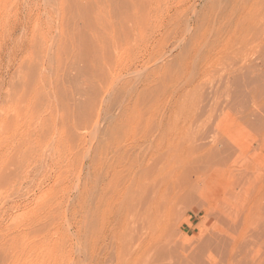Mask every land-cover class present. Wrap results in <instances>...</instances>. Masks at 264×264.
Returning a JSON list of instances; mask_svg holds the SVG:
<instances>
[{"label":"rangeland","instance_id":"rangeland-1","mask_svg":"<svg viewBox=\"0 0 264 264\" xmlns=\"http://www.w3.org/2000/svg\"><path fill=\"white\" fill-rule=\"evenodd\" d=\"M68 1L0 0V264H158L143 263L147 256L139 251L134 254L123 255L121 261L113 258L114 252L110 246L111 238H108L103 232L106 222H103L100 215L97 217L90 213L91 210L98 212L95 209L99 205L103 193L104 169L107 160L109 158V161L115 159L117 154L122 157L118 161L119 176L117 178L124 179L127 176L126 179H128V177L134 175L136 173L135 169L133 173H126L127 163L121 154L123 152L121 147L127 142L143 137L142 127L145 128V126H140L139 121L141 120L137 119L138 125L135 118L142 116L139 115L142 113L143 107L146 106L143 113L145 112L147 117L142 113L144 115L142 116L144 118L142 119L143 123L145 124V120H157L159 111L169 103L168 98H173V95L174 98H177L178 93H181L179 99L184 94V99H181L184 105L181 107L186 106L184 108L188 109L187 113L181 110L179 112L180 117H177L179 119L176 121L177 125L183 129L178 137L181 149H162L155 151L154 154L161 153L160 155L167 158L174 155L175 158L182 153L191 159H195L200 155L203 151L201 146L209 142L206 134L210 131L212 123L218 120L223 122L226 118L225 104L229 94L236 88L234 86H242L240 84H242L243 76L242 74L238 76V72H235L234 69L237 64L234 65L233 63L232 66V58H234V62L242 59L250 63L251 70L253 68H264V60L261 58L264 54V30H262L263 33L260 31L264 27L261 26L263 23L258 22L259 20H261L260 22L264 21V2L246 0L242 3L243 0H237V5L233 7L235 4H232L233 0H133L131 3L127 1L126 4L117 2V6L108 8V4L103 0H80V2L79 0L77 2L76 0H70L72 3L74 2V6L71 7L72 4H69L68 9H66V5L70 3ZM81 1L87 2L82 3ZM75 3H79L80 6L76 4L77 8ZM250 4L253 6H250ZM258 6L260 7V14L258 13ZM254 7H257V9ZM74 10H78L77 14ZM84 12L88 14L85 15ZM237 13H241L242 17L246 19L251 18V16L257 17L259 23L254 28L258 40L253 43L256 45L252 43L253 45L248 46L239 58H235L232 53L229 54L230 51L227 50L229 48L226 47L224 40L215 38L216 33L222 31L227 24L224 22L226 18L223 16L227 14L232 16ZM171 14H173V19L169 28L170 31L167 30L169 31L167 35L166 30L165 32L163 30L165 28H161L159 24ZM261 14H263V18ZM81 15L84 17L83 20L78 18ZM87 15L95 19L94 22L98 25L102 20L100 28L107 45L110 44L108 45L110 47H107L102 38L98 47L102 46L103 48H101L104 51L100 50V47L99 50H96L98 48L97 43L93 40V43L87 40L89 39L87 38L89 30L85 26V21L89 18ZM189 16H192L193 19L199 17V24L195 30L189 28L186 24V18ZM133 17H135L133 20L135 22L137 20L138 24L132 23ZM111 21H115L113 22L114 25H111ZM70 22H73L72 26ZM74 22L79 24H74ZM119 22L125 26L124 29L130 35L127 45H124L117 37V24L115 23ZM220 27L222 28L220 29ZM110 29L114 30L110 31ZM139 30L140 33H138ZM67 31L72 32L67 34ZM147 31H150V34ZM73 32L74 34L78 32L77 37L75 34V38H72L73 40L81 38V41L77 39V42L75 40L76 46L78 43H80L78 44L80 46L84 42L80 47H85L86 40L89 45L91 43V47L86 46L89 52L86 48L85 50L83 48L84 51L77 50L78 46L76 47L74 42L71 39L69 40L71 37L67 38L68 35L74 37ZM82 32L85 34L84 38L81 37ZM162 32H164L163 35H166L165 37H163ZM258 33L259 37L257 36ZM159 37H162L163 40ZM212 38L220 40H217L214 43L215 45H211L209 41ZM239 41L234 40L232 42L234 49L239 47ZM67 42L69 43L67 44ZM154 43L155 46L151 47ZM117 44L120 46L117 47ZM209 45L210 47H208ZM173 46L175 47L173 48ZM199 46L202 48H199ZM150 50L151 53H149ZM93 51L95 53H92V55L96 57L91 58V61L89 58L92 55H88V53L91 54L90 52ZM106 51H109V54ZM78 52H83L84 55ZM75 53L81 57L84 56L85 59L87 58L85 56H88L89 58L86 60L91 62L97 58L100 59V57L101 59L105 58L104 62L101 59L96 60V62L102 63L104 68L103 70L99 69L100 75L106 76L104 78L96 76V71L99 72L98 68L96 67L97 70L95 71L92 67L93 63L90 61L88 62L90 63L89 66L91 65L93 69L88 68L89 66H86L87 61L84 62L85 59L82 58L81 60ZM105 55L106 57L109 55L108 58L114 61H110ZM82 62H84V65H82ZM104 63L112 66L105 67ZM142 63L144 64L142 65ZM160 63L161 65L166 63V67L169 66L171 70L168 67V72L163 74L162 72L166 67L163 69V67H160ZM144 65L149 66V68ZM224 66L227 68L224 69ZM221 67L224 71L221 70ZM148 70H150L149 74ZM169 72L172 75L169 76ZM223 72L225 74L229 72L227 77ZM234 72V76H238L239 85L236 84V80H234L235 82L233 80L227 81L228 76L232 79L235 78L233 77ZM93 73L95 74L93 75ZM161 74H163V77L161 76L160 79H163L158 80ZM166 74H168L167 77ZM121 75H125L123 76L125 79L122 78L120 81H116L122 77ZM146 76H150V79L157 78L155 82L166 83V86L162 84L165 87H161V92L158 89V92H156L155 89L156 93L153 94L159 93L157 98L152 93L150 94L151 97L149 95L151 99H148V103H153L150 104L151 107L148 105L147 99L148 106L146 105L144 98L143 104L145 105L139 109L138 106H140V103L142 105L143 101H138L137 95L134 96L133 94H136L135 86H139L142 79L147 78ZM168 77H171L170 80ZM97 78L99 79L97 80ZM166 78L168 80H165ZM214 78H218V81ZM90 80L92 82H89ZM126 80L130 84H126L127 82H124ZM58 81L60 82L58 83ZM223 81H225L227 87ZM114 82L118 83L114 85ZM120 82L123 86L125 83L128 88L123 87L122 89ZM219 82L222 85H219ZM96 83H98L97 86ZM112 83L114 89L111 88ZM196 84L201 85L199 87ZM214 84L216 85L214 86ZM217 87L219 88L217 89ZM124 88L129 89L128 93L126 90L125 96ZM131 88L134 89L135 93L132 92L133 89ZM117 89L120 95L115 91ZM112 90H114L115 95L117 93L116 98L114 93L110 92ZM191 90L195 93H192ZM188 91L190 92L188 93ZM160 94L161 96H159ZM185 94L189 99L186 97L185 100ZM146 96L148 98V95ZM158 96L160 99H158ZM152 97L156 100L154 99V101ZM113 98H118L120 101H114ZM132 100L134 102L136 100V104ZM113 102L116 104H113ZM119 102L121 106L118 109L119 105L117 104H120ZM124 106L127 108H124ZM116 109L120 110L118 111L120 114ZM133 109L136 111V116H133L135 118H132V121L134 120L132 122L131 115H135L132 113ZM129 110L132 111L129 113ZM155 110L158 111L156 117L154 116ZM66 111L69 113H66ZM111 111L112 113H110ZM149 113L150 115H147ZM113 114L119 115L118 117L122 120ZM151 115L153 116L151 117ZM126 119H128V129ZM122 121L125 122L123 127H121L123 124L118 123H122ZM129 123L131 124L130 128ZM143 123L141 121V124ZM117 124L121 125L120 128ZM135 124L139 127H136ZM132 127H136L138 131ZM118 129L121 130V133ZM126 129L132 133L125 132ZM122 132L123 134L125 132L127 136L129 135L130 140L126 139L127 136L125 135L121 136ZM134 132H139V135L138 133L133 135ZM115 135L117 136L115 137ZM118 136L125 138L123 140ZM110 137H113L114 140L112 138L110 140ZM117 137L121 139L122 145H120L121 142H117L120 141ZM90 160L95 164L93 167L90 166ZM104 162L106 163L104 164ZM173 163L176 166L177 163L173 160L166 168V171L171 172V174L177 172V166L175 167ZM174 175L179 177L178 173ZM111 177L108 176V179ZM120 179L116 181L120 182ZM143 189L141 187L142 191ZM90 195H93L95 199H92ZM181 204L177 205L174 214L168 221V230L174 234H171V238L174 236L171 240L177 244H174L176 247L169 248L171 250L175 249L171 255L177 253L179 244L177 241H180L179 238H181L183 232V222L188 221L187 228L191 231L200 223L198 215L195 214L193 209L195 208L194 199L187 201L182 206ZM170 229L173 231L171 232ZM127 244H130V242ZM107 245L109 248H107ZM105 250H107V254H105ZM165 252L163 253L165 254ZM163 253V256H160L162 259L164 258ZM154 254L155 252L152 253L153 256H155ZM168 255H165L166 260H163V263H174L172 259L171 262L168 261L170 257L178 262L177 257L175 258L174 255L167 257Z\"/></svg>","mask_w":264,"mask_h":264},{"label":"bare ground","instance_id":"bare-ground-1","mask_svg":"<svg viewBox=\"0 0 264 264\" xmlns=\"http://www.w3.org/2000/svg\"><path fill=\"white\" fill-rule=\"evenodd\" d=\"M82 1H85V0H82ZM127 1H130L129 3H131V1L133 2V0H103V2L108 4V8H111L112 6H117L118 5L117 2H122V3L126 4ZM245 1L246 0H243L242 3H244ZM250 1H253V0H250ZM76 2H77V0H76ZM79 2H80V0H79ZM86 2H82V3H86ZM236 2H237V0L232 1V4L235 3L233 7H235L237 5ZM254 2H255V0H254ZM259 2L262 3V2H264V0H259ZM73 3L70 1V3H68V5H66L67 6L66 9H68L69 4H72V5H70L71 7L74 6ZM256 3H258V2H256ZM76 4L77 3H75V6H76ZM251 4H250V6H253ZM79 6H80V4H79ZM82 6H83V4H82ZM71 7H70V10L72 9ZM254 8L257 9V7H254ZM254 8H253V11H254ZM262 9H263V6H262ZM78 10H76V11L74 10L76 12V14H77ZM259 12H260V7H259L258 13ZM84 13H85V15L88 14L87 12H84ZM80 14H81V12H80ZM262 15L263 14H261V17H262ZM217 16L219 17V15H217ZM87 17H89V16L87 15ZM191 17L189 16L188 18H186V24L189 28L195 30L198 27L197 25L199 24L198 23L199 17H196L194 19ZM223 17L226 18V20L224 22L227 24H226V26L224 24H222L225 27L223 28L222 31H220L219 33H216L217 36L215 38H220L221 40H224L226 47L229 48V49H227L230 51L229 54L232 53L233 56H235V58H239L241 56V54H243L246 51L248 46H251V44L253 42L258 40L256 37V32H255L254 28H255V25L259 24V23H263L262 25L260 24L263 28L264 27V21L262 20V22H260L261 20H259L258 21L259 23H258L257 17H252V16H251V18L246 19V18L242 17L241 13H237V14H234L232 16L227 14ZM70 18H71V16H70ZM78 18H80V20H83L84 17H83V15H81V17H78ZM134 18L135 17L132 18V23L138 24L137 20H136V22L133 20ZM172 19H173V14L167 16L159 24V26L161 28H165L163 30H164V32L166 30L167 35L170 31L169 28H170ZM218 19H220V18H218ZM94 20L95 19H93L91 16L88 19H86L85 26L89 30V34H88V36L87 35L86 36H87V38H89V39H87L88 42H92V40H93L97 43V45H96L94 42V44L98 47V45L101 44L102 38L104 39L103 33L101 31V28H100V26L102 25V23H101L102 20H101V22H99V20H98L100 25H98V23H95ZM73 21H75V19ZM80 22H82V21H80ZM113 22H115V21H111V23H112L111 25H114ZM77 23L78 22H76V23L74 22V24H77ZM72 24H73V22L71 23V26H72ZM82 24H83V22H82ZM115 24H117L116 34H117L118 39L121 40L124 45H127L129 42V39H130V35H128L127 30L124 29L125 26L121 22L115 23ZM103 25H104V23H103ZM88 26H89V28H88ZM109 28H111V27L109 26ZM138 28H139V26H138ZM221 28L222 27H220V29ZM256 29H258V28L256 27ZM105 30H107V29H105ZM105 30H103V31H105ZM111 30H114V29H110V31ZM167 30H169V31H167ZM262 30H264V29H261L260 31L262 32ZM260 31H259V33H261ZM68 32L69 31H67V34H69L72 31H70L69 33ZM105 32H107V31H105ZM147 32H149V34H150V31H147ZM164 32H162V35ZM87 33H88V31H87ZM138 33H140V30ZM259 33L257 35L258 37H259ZM73 34H74V32H73ZM75 34L77 37L78 32ZM75 34H74V37L68 35L67 38L71 37V38H69V40L71 39V41H73L75 46H76L75 40H77L78 38L73 40L75 38ZM81 34H82L81 37L85 36V34H83V32ZM261 35H263V34H261ZM150 36H148V37H150ZM165 36L166 35H163V37H165ZM78 37H80V36L78 35ZM191 37H193V36H191ZM221 37H223V38H221ZM159 38H161L163 40L162 37H159ZM159 38H158V40H159ZM215 38H212L209 41V43H211V45L214 44L217 40L218 41L220 40V39H215ZM80 39H78V40L81 41ZM260 39H261V37H260ZM78 40H77V42H78ZM87 40H86L87 45L85 44V47H83L84 50H85V48L88 49L86 47L89 45L87 43ZM234 40H240L238 42L239 47H235V49L232 46V42ZM83 41H84V39L82 40V42ZM104 42H105L107 47H110V46H108V45H110L109 43L107 45L106 39H104L103 43ZM146 42H148V41H146ZM68 43L69 42H67V44ZM78 44H80V43H78ZM78 44H77V46L79 49L77 48V50L81 49L82 51H84L83 48L80 47V46H82V44H84V42L80 46ZM253 44L256 45L255 43H253ZM90 45H91V43H90ZM90 45H89V47H91ZM61 46H62V44H61ZM106 46H104V47H106ZM118 46H120V45L117 44V47ZM146 46H148V45H146ZM153 46H155V43L151 47H153ZM69 47H71V46H69ZM99 47L96 50H99ZM174 47L175 46H173V48ZM208 47H210V45ZM71 48H73V47H71ZM102 48L100 50L104 51V49H102ZM199 48H202V47L199 46ZM105 49H107V48H105ZM109 51H111V50H109ZM109 51H106V52H108V54H109ZM116 51H117V49H116ZM65 52H67V51H65ZM88 52H89V49H88ZM112 52H114V51H112ZM78 53L81 55L83 54V52L82 53L78 52ZM90 53L91 54L88 53V55H92V53H95V52L93 51ZM101 53H100V55H101ZM149 53H151V50ZM75 54H74V56H75ZM76 56H79L81 60H82V58H84V56L81 57L80 55H77V54H76ZM85 57H87L86 59L89 58L88 56H85ZM94 57H96V56L92 55V56H90L89 59L92 61L91 58H94ZM105 57H106V55H105ZM108 57H110V56L108 55ZM108 57H106V58L109 59ZM263 57H264V54L261 56V58L264 60ZM112 58H113V56H112ZM84 59H83V61H84ZM86 59L84 62L87 61ZM98 59L99 58H97L96 60L98 61ZM100 59H101V57H100ZM104 59H101V60H103V62H104ZM159 59H160V57H159ZM232 59H233V62L231 63L232 66H233V63H234V65L237 64L235 69H234L235 72L236 71L238 72V76L240 74H242V76H243L242 84H240L242 86H234L236 88L233 89V91L229 94L227 101H226V104H225L226 105V118H225V120L223 122L218 120V121H215L212 123V125L210 127V131L206 134V136H207L206 138H209V142H207L201 146L203 151H201L200 155H198V157L195 159H191L189 156H184V154H182V153L178 154V156H176L175 158L173 157L174 155L172 157L167 158L163 155H160L161 153L160 154H157V153L154 154L155 151H160L162 149H165V150H167V149H174V150L181 149L180 145H179L180 139H178V137L180 135V132L183 131V129L181 128V126L177 125L176 121H178V119H179L177 117H180L179 112L181 110L183 112H186V113L188 112V109L184 108L186 106L181 107L182 105H184V103H182V100H181L184 97V94L181 97V99H179L181 93H178L177 98H174V95L172 96L173 98H171V99L168 98L169 103L164 105L163 108L161 107L162 109L159 111V114L157 117L158 119L157 120L153 119L155 121L145 120L146 122L144 124L143 120H142L144 118L142 116H144L143 114H145V112L143 113V109L146 106H144L145 104H143L144 103L143 99L145 98V103H146V99H147V103H148V101H149L148 99L151 97V95H150L151 93H152V95L156 96V98H157V95L159 93L156 95L153 93L158 92V90H159V92H161L160 89L165 87L166 83L165 84L162 83L163 85H165V86H162L161 82H159V83H158V81L155 82V80H157V78L150 79L151 78L150 76H146L147 78L142 79L141 84L140 85L138 84L139 86H135L136 94H133V95L134 96L137 95L136 98L138 99V101L139 100L143 101L142 105L140 103L139 104L140 106H138V107H139V109L141 106L142 107L144 106V107L142 109L143 114L140 113V111H139V113H140L139 116H141V115L142 116L139 118L138 117H136V118L134 117V118L136 119V121H137V119L142 121L143 124H141V121H139V122H140V126H142V125L145 126V128L142 127V129H143L142 131H144V133H143L142 139H140V138L138 140L133 139L134 141L131 140L132 142L125 143L121 147V148H123V152L121 151L122 153L121 152L120 153L124 156L123 158H125V161L127 163L126 173H133L134 169L136 170V173L134 175H131V177H128V179H126L127 176L124 179L117 178L119 176V170H118L119 162L118 161L120 159H122V157H119L120 155L117 154V157L115 159L109 161L110 160V158H109L107 160L108 162L106 161L107 164H106V168L104 169V172H105L104 180H105V182H104V186H103V193H102V196L100 198L99 205L95 209L98 212H93L92 210L90 211V213L94 214L97 217H98V215H100V217L103 218V222H106V226L104 227L103 232L105 233V235L108 238H111L110 246H111V248H113V252H114L113 255L115 256V257L114 256H112V257L116 258L118 261H121L122 256L125 254H129V253L134 254L136 251H139L143 255L146 254V256H147V259L143 263H158V264H264V68L263 69H254L253 68V70H251L252 68L250 69V65H251L250 63H248L242 59L241 60L238 59L239 61L236 60V62H234V58H232ZM77 60H76V62H77ZM90 60H88L86 63H88ZM96 60H94L93 62L90 61L91 63H93L92 67L94 68V70L96 71L97 68H98V70L99 69L103 70L104 66L102 65V63L96 62ZM109 60H107L108 63H110V61H112L113 59L110 61ZM151 60H152V58H151ZM163 60H165V59H163ZM136 61H137V59H136ZM225 61H226V59H225ZM84 62H82V65H84L83 64ZM100 62H102V61H100ZM161 62H162V60H161ZM180 63H181V60H180ZM192 63H193V61H192ZM229 63H230V61H229ZM89 64L90 63H88L87 65L85 64V65L88 67ZM143 64L144 63H142V65ZM101 65H102V67H101ZM104 65H105V67H107V66L111 67L112 66V65H106V63H104ZM79 66H81V65H79ZM166 66H167L166 63H164V65H161V63H160V67H163V69ZM130 67H131V64H130ZM145 67L149 68V66H147V65ZM160 67H157V68H160ZM168 67H166V69H164V70L162 69L163 74H164V72H168V69L170 68V67L169 68ZM88 68H91V65ZM93 68H91V69H93ZM226 68L227 67L224 66V69H226ZM126 69H127V67H126ZM224 69L222 68L221 70L224 71ZM84 70H86V69L84 68ZM100 70H99V72L96 71V76L104 78L106 75L104 77H103V75H100ZM170 70H171V68H170ZM174 70H175V68H174ZM86 71H88V70H86ZM149 71L150 70H148V74H149ZM105 72H106V70H105ZM153 72H154V70H153ZM229 72H231V71H229ZM229 72H227V73L229 74ZM235 72L233 74V77H235L234 76ZM127 73H129V72H127ZM132 73H133V71H132ZM227 73L226 74L224 73L226 75V77H227ZM94 74L95 73H93V75ZM97 74H99V75H97ZM163 74H161L160 77H158V80L163 79V78L160 79ZM88 75H90V74H88ZM167 75L168 74H166V77H167ZM170 75H172V74L169 72V76ZM123 76H125V75H123ZM123 76L120 79L116 78L117 80L116 79L115 80L120 81L123 78ZM238 76L235 77L234 79H232V77L228 76L227 81H230V80H233V81L236 80L237 81ZM102 78H100V79H102ZM170 78L171 77H168L169 80H170ZM212 78H210V79H212ZM98 79L99 78H97V80ZM124 79H125V77L123 78V80ZM168 79L166 78L165 80H168ZM214 79H216V78H214ZM216 80H215V82H216ZM224 80H225V78H224ZM135 81H136V79H135ZM59 82L60 81H58V83ZM89 82H92V81L90 80ZM124 82H127L126 84L129 83L127 80ZM131 82H132V80H131ZM182 82H186V81H182ZM215 82H212V83H215ZM224 82L225 81H223V83ZM98 83H96V86ZM115 83H118V82H114V85H116ZM122 83H123V81H122ZM92 84H95V83H92ZM120 84H121V82H120ZM126 84L124 83V86H123V84H121L122 89H123V87L128 88L127 86H125ZM159 84H160V86H159ZM181 84H183V83H181ZM201 84H202V82H201ZM201 84H199V85H201ZM220 84L221 83L219 82V85ZM236 84L239 85V81H237ZM114 85H113V83L111 84L112 89L115 88V87L113 88ZM196 85H198V84H196ZM215 85L216 84H214V86ZM225 86H226V84H225ZM130 87H129V89H130ZM125 88H124V91H125L124 96L126 95V90H127V93L129 90V89H125ZM218 88L219 87H217V89ZM122 89H121V92H122ZM131 89H133V88H131ZM155 89L156 90L158 89V90L156 91ZM113 91L114 90H112L110 92H113ZM115 91H117V93L119 92L118 89ZM194 91L196 92V89ZM194 91L191 90L192 93ZM132 92H134V89ZM163 92H162V94H163ZM189 92L190 91H188V93ZM113 93L115 95V92H113ZM117 93H116V95H117ZM164 93H166V92H164ZM201 94H202V92H201ZM116 95H115V98L118 96V95L117 96ZM146 95H148V98H146L147 97ZM149 95H150V97H149ZM159 96H161V94ZM159 96H158V99H160ZM140 97H143V98H140ZM186 97H187V95L185 96V100H186ZM189 97H192V96H189ZM115 98H113V100ZM118 98L115 99L114 101L118 100ZM122 98L125 101L123 96H122ZM122 98L120 97V99H122ZM156 98L152 97L153 100L154 99L156 100ZM79 99H81V98H79ZM120 99L118 101H120ZM122 101H121V103H122ZM150 101H152V100H150ZM135 102H136V100H135ZM121 103L117 104V105H119L118 109L120 108ZM147 103H146V105H147ZM151 103H148V105H150ZM156 103H158V102H156ZM159 103H160V101H159ZM113 104H116V103L113 102ZM123 105H124V103L122 104V106ZM127 105H128V103H127ZM156 105H158V104H156ZM162 105H163V103H162ZM133 106H135V105L133 104ZM72 107H73V105H72ZM150 107H151V105H150ZM124 108H127V107L124 106ZM133 108H136V107H133ZM157 108H160V107H157ZM118 109H116L117 112L120 111ZM129 109H131V108H129ZM148 109H149V107H148ZM125 110L127 111V109H125ZM125 110H123V111H125ZM146 110H147V108H146ZM130 111H132V110H129V113H130ZM135 112L136 111H134V109H133L132 113L135 114ZM148 112H149V110L147 111V113ZM157 112L158 111L155 110L154 116L157 115L156 114ZM66 113H69V112L66 111ZM110 113H112V111ZM118 114H120V113L118 112ZM147 115H150V113ZM114 116H117V115H114ZM118 116H117V118H119ZM133 116H136V114L131 115V121H132ZM145 116H146V114H145ZM152 116L153 115H151V117ZM122 117H124V116H122ZM151 117H150V119H151ZM155 117H153V118H155ZM119 119H121V118H119ZM148 119H149V116H148ZM115 120L117 121V119H115ZM116 121H115V123H117ZM123 121H124V118H123ZM123 121H122V123L118 122L119 124H123L122 126L120 125L121 127H123L125 125L124 124L125 122L123 123ZM126 121H127L126 127L128 129V126H127L128 119H126ZM139 122H138V125H139ZM96 124H97V122H96ZM138 125L135 124L136 127ZM120 126H119V128H120ZM130 127H131V124L129 125V128ZM136 127H132V128H136ZM114 128H115V125H114ZM125 128H123V129H125ZM127 129L125 130V132L128 131ZM118 130H120V129H118ZM113 131H115V130H113ZM113 131H112V133H113ZM136 131H138V129ZM119 132L121 133V130ZM125 132H124V134L122 132V135L121 134L120 135L124 136L126 134ZM139 132H134L133 135L135 133H138V135H139ZM111 136H113V135H111ZM116 136L117 135H115V137ZM121 136H118V137H121ZM125 136H127V135H125ZM128 136L126 137V139L128 138ZM136 136L137 135H135V137ZM106 137H107V135H106ZM118 137H117V139H119L120 141H117V142H121V139L123 137H121V139ZM111 138L114 140L113 137H110V140H112ZM124 138H123V140H124ZM136 138H138V137H136ZM108 140H109V138H108ZM113 145H115V144H113ZM120 145H122V142ZM94 160H95V157H94ZM173 160H175L177 163L176 164V166H177L176 171L177 172H174L171 174V172L169 173L166 171V168ZM106 162H104V164ZM94 165L95 164L92 163V161H91L90 166L93 167ZM173 165H174V163H173ZM175 167H173V168H175ZM121 169H120V171H121ZM177 173L179 174V177H175L174 174H177ZM108 176H110V177L112 176V177L108 179ZM123 176H124V174H123ZM173 177H175V178H173ZM119 179H120V182H117L116 180H119ZM141 187L144 188L143 191L141 190ZM90 197L92 199H95V198H93V195H90ZM193 199L195 202V204H194L195 208H193V209L195 210V214L198 215V218L200 220L199 226L197 224V227L193 231H191V229L188 230V228H187L188 221L186 220L185 222H183V232L181 234V238H179L180 241L176 240L177 242H179L178 248H177V253H175L177 256L173 254L175 258L177 257L178 262L174 261L173 260L174 258L170 257V260H168V261L171 262V259H172V261L174 263H169V262L163 263V260H166L165 255L169 254L167 256V257H169L171 255V253H174L172 251L175 250V249L171 250L172 247L173 248L176 247V246H174V244H176V242L171 240L174 236H172V238H171L172 233H170V231L168 230V228H169V226H168L169 222L168 221H170V217L174 214V211L176 210L177 205L183 203V204H181V206H182L187 201H190V200L192 201ZM166 226H168V227H166ZM172 231L173 230H171V232ZM172 235H174V234H172ZM129 242H130V244H127ZM107 248H109L108 245H107ZM169 248H171V249H169ZM166 249H167V251L165 252ZM168 249L171 251L169 252ZM104 252H105V254H107V250H105ZM153 252H155V254H154L155 256L152 255ZM163 252H165V254ZM162 253L164 254L165 259L160 258V256L161 257L163 256ZM173 255H171V256H173ZM111 261H114V260H111Z\"/></svg>","mask_w":264,"mask_h":264}]
</instances>
